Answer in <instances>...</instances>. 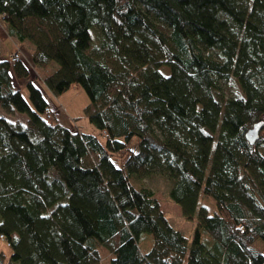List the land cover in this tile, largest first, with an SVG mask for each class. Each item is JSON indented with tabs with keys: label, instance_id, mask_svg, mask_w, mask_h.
Wrapping results in <instances>:
<instances>
[{
	"label": "trees",
	"instance_id": "16d2710c",
	"mask_svg": "<svg viewBox=\"0 0 264 264\" xmlns=\"http://www.w3.org/2000/svg\"><path fill=\"white\" fill-rule=\"evenodd\" d=\"M0 20L32 47L0 57V264H264V0H0ZM40 83L84 88L96 131Z\"/></svg>",
	"mask_w": 264,
	"mask_h": 264
},
{
	"label": "rangeland",
	"instance_id": "374dc122",
	"mask_svg": "<svg viewBox=\"0 0 264 264\" xmlns=\"http://www.w3.org/2000/svg\"><path fill=\"white\" fill-rule=\"evenodd\" d=\"M31 49L32 47L30 44H19L17 39L10 37L7 27L0 20V57L9 56L12 58L16 52H18L20 56L22 54V56L26 58L25 60L28 61ZM34 68V71L38 74L39 80L44 81L46 73L50 69ZM162 71L166 74L169 73V69L166 66H162ZM40 84L43 89L49 93V97L53 99L55 105L53 103L52 106L59 107L58 117L61 121L69 123L72 128L78 127L83 132L96 131V127L89 121L85 112V107L88 105L90 99L84 88L73 85L62 94L57 95L49 90L45 84ZM221 85L225 93L228 95L239 93L238 86L232 79L221 80ZM3 112L4 111L0 109V113ZM9 117L12 119H26V115L19 112H16L15 115H9ZM143 183L153 188L156 196L160 200L161 208L168 216L169 220L191 241L195 233L196 221L186 219L182 215L180 206L170 198L169 191L173 183L172 180L157 172L147 178H144ZM200 203L207 204L211 213L215 211V202L211 197L202 193ZM1 249H3L7 254L10 253L8 243L3 239L0 240V250ZM109 259L110 256L105 255L101 264H108Z\"/></svg>",
	"mask_w": 264,
	"mask_h": 264
},
{
	"label": "water",
	"instance_id": "95a60500",
	"mask_svg": "<svg viewBox=\"0 0 264 264\" xmlns=\"http://www.w3.org/2000/svg\"><path fill=\"white\" fill-rule=\"evenodd\" d=\"M262 125L263 121H259L247 131L246 137L250 142L254 143L259 138Z\"/></svg>",
	"mask_w": 264,
	"mask_h": 264
},
{
	"label": "crops",
	"instance_id": "0c3cea01",
	"mask_svg": "<svg viewBox=\"0 0 264 264\" xmlns=\"http://www.w3.org/2000/svg\"><path fill=\"white\" fill-rule=\"evenodd\" d=\"M10 36V35H9ZM10 37H12V36H10ZM13 38V37H12ZM20 44V43H19ZM50 90V89H49ZM45 94H46V96H47V98H48V100L53 104L54 102H53V99H51L50 97H49V93H47L46 91H45ZM50 98V99H49ZM54 105H55V103H54ZM60 119V118H59ZM63 120V119H62ZM60 121H61V119H60ZM64 125H66V126H70L69 125V123H67V122H63V121H61Z\"/></svg>",
	"mask_w": 264,
	"mask_h": 264
},
{
	"label": "built area",
	"instance_id": "2783aa9c",
	"mask_svg": "<svg viewBox=\"0 0 264 264\" xmlns=\"http://www.w3.org/2000/svg\"><path fill=\"white\" fill-rule=\"evenodd\" d=\"M18 58H19V53L16 52V54L12 57V59H13V60H17ZM46 110H47V111H50V110H51V107H50V106L46 107Z\"/></svg>",
	"mask_w": 264,
	"mask_h": 264
}]
</instances>
